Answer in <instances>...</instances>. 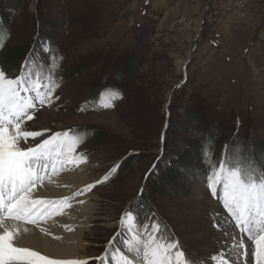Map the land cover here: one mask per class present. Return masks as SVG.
Returning <instances> with one entry per match:
<instances>
[{"label": "rangeland", "instance_id": "rangeland-1", "mask_svg": "<svg viewBox=\"0 0 264 264\" xmlns=\"http://www.w3.org/2000/svg\"><path fill=\"white\" fill-rule=\"evenodd\" d=\"M1 9L11 20L0 23V30L9 26L0 38V71L16 78V61L31 57L26 75L38 70L42 85H59L51 106L37 104L25 124L48 130L30 143L69 131L86 157L79 168L95 171L91 183L109 175L89 193L98 210L83 229L88 264L105 253L109 264L121 256L146 264L149 235L177 242L196 264H244L239 242L250 253L252 241L199 175L209 149L210 171L232 149L233 168L259 171L264 0H0ZM45 40L52 52L42 50ZM21 51L25 58L16 60ZM108 94L118 98L105 109ZM127 211L131 230L120 225ZM154 223L161 226L155 234ZM118 230L123 235L110 244Z\"/></svg>", "mask_w": 264, "mask_h": 264}, {"label": "snow or ice", "instance_id": "snow-or-ice-1", "mask_svg": "<svg viewBox=\"0 0 264 264\" xmlns=\"http://www.w3.org/2000/svg\"><path fill=\"white\" fill-rule=\"evenodd\" d=\"M42 50L52 52L48 40L43 41ZM49 59H56L55 53ZM31 63V57L26 58L21 74L14 79L6 78L5 73L0 71V264H88L87 259H50L18 243L19 238L29 231L25 225L40 227L41 222L54 215H62L65 208L73 207V200L90 193L98 184L109 179V175L105 174L100 180L74 192L71 197L44 199L37 196L45 179H50L49 172L54 176L69 165L85 163L86 157L76 152L81 141L78 136H70L69 131L55 132L35 145L30 143L37 137L45 136L48 130H30L25 127L26 122L33 120L37 104L51 106L54 91L59 87L58 84L42 85L39 80H30L25 73ZM45 88L46 91L43 90ZM117 98L118 94L106 95L101 101L102 107H111V101ZM118 167L114 166L110 172L115 173ZM261 171L264 172V169ZM206 175L208 194L222 202L235 228L254 245L249 253L243 240L239 242V247L244 249V264H264V176L256 178L251 170L228 166L223 155L216 169ZM133 219V213L127 211L123 213L120 225L131 230ZM160 230L159 223L152 225L153 234ZM40 232H45V229L40 227ZM122 235L123 231L118 230L109 243H115ZM173 249L177 250L173 253ZM95 259L99 264H109L107 253ZM143 260L146 264H196L179 250L177 242L160 244L154 235H149L144 244ZM116 264H135V261L121 256ZM219 264L235 262L225 259Z\"/></svg>", "mask_w": 264, "mask_h": 264}, {"label": "bare ground", "instance_id": "bare-ground-1", "mask_svg": "<svg viewBox=\"0 0 264 264\" xmlns=\"http://www.w3.org/2000/svg\"><path fill=\"white\" fill-rule=\"evenodd\" d=\"M184 63L185 61H181L179 65L182 67ZM88 168L84 164L81 168L69 165L54 176L49 172L50 179H45L44 186L38 190L37 196L44 199L71 197L74 192L91 183L90 177L95 171ZM80 200L84 203H79ZM72 203L76 207L65 208L64 214L54 215L48 221L41 222L40 227H43L45 232H40V227L25 225L29 231L19 238L18 243L37 250L50 259L83 260L85 256L83 236L86 235L83 229L93 222L98 205L89 193L77 197ZM75 226L77 231L74 232Z\"/></svg>", "mask_w": 264, "mask_h": 264}, {"label": "trees", "instance_id": "trees-1", "mask_svg": "<svg viewBox=\"0 0 264 264\" xmlns=\"http://www.w3.org/2000/svg\"><path fill=\"white\" fill-rule=\"evenodd\" d=\"M7 10L5 9H1L0 10V23L4 22H9L11 20V13H7L6 12ZM9 26H6L5 28L2 29V32L3 31H6V29L8 28ZM1 34V33H0ZM7 34V33H6ZM2 38L4 39V33H2ZM25 52H19L18 54L15 55V59L18 60V59H21L20 61H22L24 58H25ZM18 65L17 67V73L20 75L21 74V67L22 65H20V63L18 61H16ZM58 66H61V64H58ZM30 73V75H28ZM29 73L26 75L28 76V78L30 80H33V81H36V80H40V76L42 75L38 70H30ZM26 74V73H25ZM18 75V76H19ZM17 76V77H18ZM16 77V78H17ZM14 79V78H12ZM206 152H208V150H206ZM235 156V153L232 150H229L228 152L225 153L224 155V158L226 157V162L228 164V166L230 167H234V161H232V157L234 158ZM207 159H204V162H203V169H202V172L200 173L199 177H200V180H199V183L200 184H203L205 183V175L210 172V168L212 167V165H208L210 164L211 162L209 161L210 158H209V155L206 154ZM258 160V162L256 161ZM256 161V164L259 166V171L255 173V177H261V176H264V172L261 171V169H264V150H262L258 156H253V162ZM205 163V164H204ZM175 164H180V161L178 162H175ZM214 165V164H213ZM178 167V166H177ZM176 168L175 167H172L171 169L165 171V174H167L168 176H171L170 179L172 178V176H175V173L172 171V170H175ZM258 173V174H257ZM261 175V176H260ZM168 179V178H167ZM162 186V185H161Z\"/></svg>", "mask_w": 264, "mask_h": 264}]
</instances>
